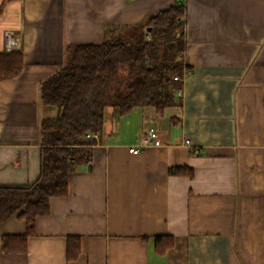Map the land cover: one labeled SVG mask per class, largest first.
Instances as JSON below:
<instances>
[{"label":"crops","instance_id":"obj_1","mask_svg":"<svg viewBox=\"0 0 264 264\" xmlns=\"http://www.w3.org/2000/svg\"><path fill=\"white\" fill-rule=\"evenodd\" d=\"M178 4L189 67L181 103L163 114L108 110L91 163L70 174L68 195L50 199L26 252L2 248L25 221L0 223V264H264V0H0V53L11 30L24 58L0 80V186L38 177L40 84L67 49L122 36ZM150 127L162 144L130 152ZM176 166L193 173H171ZM68 235L82 236L73 261ZM163 235L173 246L162 253Z\"/></svg>","mask_w":264,"mask_h":264},{"label":"trees","instance_id":"obj_2","mask_svg":"<svg viewBox=\"0 0 264 264\" xmlns=\"http://www.w3.org/2000/svg\"><path fill=\"white\" fill-rule=\"evenodd\" d=\"M185 14L184 5H174L140 25L123 27L122 36L70 47L64 64L42 81L38 177L26 186H0V223L14 214L26 223L25 233L2 237L5 252H26L36 219L50 211V199L68 195L70 174L93 159L97 138L87 134L104 131L108 110L125 115L137 106H152L163 114L181 103L178 92L189 69L184 62ZM23 67L21 50L0 53V80L15 77ZM170 172L193 170L176 166ZM81 244L82 236H67L68 261L79 257ZM172 246L170 236L156 237L159 252Z\"/></svg>","mask_w":264,"mask_h":264},{"label":"built area","instance_id":"obj_3","mask_svg":"<svg viewBox=\"0 0 264 264\" xmlns=\"http://www.w3.org/2000/svg\"><path fill=\"white\" fill-rule=\"evenodd\" d=\"M4 41H5V50L6 52H10L13 50H20L21 48V41H20V35L15 34L11 30L5 31L4 35ZM175 79H178V77H175ZM179 95H181V92H178ZM91 137H98L97 133H88L87 138ZM185 142L187 144L190 143L189 139H186ZM162 144L161 139L158 136V130L156 127H150L148 131L138 140V142L135 145H132L130 147V152L132 153H138L144 148L150 147V146H160Z\"/></svg>","mask_w":264,"mask_h":264},{"label":"water","instance_id":"obj_4","mask_svg":"<svg viewBox=\"0 0 264 264\" xmlns=\"http://www.w3.org/2000/svg\"><path fill=\"white\" fill-rule=\"evenodd\" d=\"M148 30H151V28L149 27V29Z\"/></svg>","mask_w":264,"mask_h":264}]
</instances>
